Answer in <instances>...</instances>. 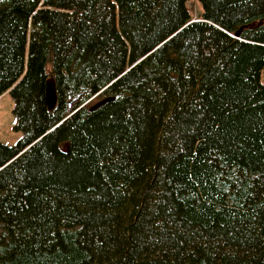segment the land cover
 Masks as SVG:
<instances>
[{
    "label": "trees",
    "instance_id": "1",
    "mask_svg": "<svg viewBox=\"0 0 264 264\" xmlns=\"http://www.w3.org/2000/svg\"><path fill=\"white\" fill-rule=\"evenodd\" d=\"M187 1L0 0V264H264V0Z\"/></svg>",
    "mask_w": 264,
    "mask_h": 264
},
{
    "label": "rangeland",
    "instance_id": "2",
    "mask_svg": "<svg viewBox=\"0 0 264 264\" xmlns=\"http://www.w3.org/2000/svg\"><path fill=\"white\" fill-rule=\"evenodd\" d=\"M186 4L193 17H197L201 10L199 2L188 0ZM260 82L264 84V66L260 71ZM98 100L95 98L91 105ZM14 104V98L9 91L0 96V142L7 145H14L23 136V132L16 128L17 119L13 111Z\"/></svg>",
    "mask_w": 264,
    "mask_h": 264
},
{
    "label": "water",
    "instance_id": "3",
    "mask_svg": "<svg viewBox=\"0 0 264 264\" xmlns=\"http://www.w3.org/2000/svg\"><path fill=\"white\" fill-rule=\"evenodd\" d=\"M192 21H194V20H192ZM112 99H113L112 97H102L97 102L92 104L90 106V109H94V108H96V107L102 105L103 103H106ZM47 103H48L49 107H52L55 103V95H54V91L52 90V88H49V90L47 92Z\"/></svg>",
    "mask_w": 264,
    "mask_h": 264
}]
</instances>
